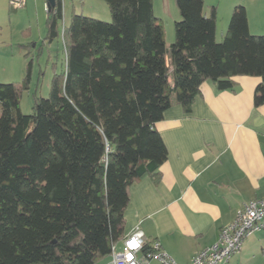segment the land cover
Here are the masks:
<instances>
[{
	"label": "trees",
	"instance_id": "obj_1",
	"mask_svg": "<svg viewBox=\"0 0 264 264\" xmlns=\"http://www.w3.org/2000/svg\"><path fill=\"white\" fill-rule=\"evenodd\" d=\"M105 1L111 21L73 14L62 27L63 0L48 6L45 39L63 37L65 66L32 114L20 107L32 52L22 81L0 82V264L111 255L129 187L159 178L167 159L156 123L174 104L189 113L203 82L233 90L236 76L260 77L254 102L264 104V33H251L244 4L218 41L216 6L208 15L205 0H176L181 18L167 49L154 0ZM151 250L145 243L142 253Z\"/></svg>",
	"mask_w": 264,
	"mask_h": 264
},
{
	"label": "crops",
	"instance_id": "obj_2",
	"mask_svg": "<svg viewBox=\"0 0 264 264\" xmlns=\"http://www.w3.org/2000/svg\"><path fill=\"white\" fill-rule=\"evenodd\" d=\"M32 1L48 10V0H26V9ZM238 3L245 4L251 33L263 34L264 0L210 4L217 10L223 7L229 22ZM44 28L38 39L0 44V82L24 78L27 61L22 46L44 47L46 23ZM35 66L34 61L33 70ZM235 81L233 90L221 91L212 82H203L189 113L181 104L166 110L156 123L168 150L159 178L146 176L129 187L124 237L140 225L145 242H158L178 264H191L200 250L218 241L221 228L234 220L244 204L264 196V104L254 102L261 78L239 75ZM110 259L111 255L94 264H107ZM148 264L162 263L151 259ZM225 264H264V230L247 237Z\"/></svg>",
	"mask_w": 264,
	"mask_h": 264
},
{
	"label": "rangeland",
	"instance_id": "obj_3",
	"mask_svg": "<svg viewBox=\"0 0 264 264\" xmlns=\"http://www.w3.org/2000/svg\"><path fill=\"white\" fill-rule=\"evenodd\" d=\"M213 1L217 0H205V13L208 15L211 13L212 6L210 3ZM63 10L64 18L60 21L61 27L63 23L69 25L73 14H83L105 21L112 20L109 5L105 0H63ZM154 13L164 26L166 46L169 49L175 40V21L181 18L176 0H154ZM226 17L227 13H225L223 7L219 8L217 10V39L219 41L223 39L224 34L222 33L226 30L227 23H229ZM46 19L47 8L45 6L43 9L42 3L37 6L36 2L32 1L28 9L25 6L15 9L11 7L9 0H0V27H2L0 44L10 46V41L19 43L18 41H23L22 39L25 38L34 37L38 39L39 33L43 31ZM43 20L45 23H43ZM44 31H46V28H44ZM40 41L42 42V40ZM17 46L15 47L16 51L18 50ZM32 48L31 45L22 47V57L24 56L26 61L29 59L25 56V53L31 51ZM33 50L35 52L31 54L34 55L36 63L33 70L34 75L29 87L23 90L20 102L21 111L24 114L34 112L36 99L49 96L54 73L56 71L61 72L65 66L66 54L62 36L51 43L47 40L44 47L40 44ZM22 79L17 81H22Z\"/></svg>",
	"mask_w": 264,
	"mask_h": 264
},
{
	"label": "built area",
	"instance_id": "obj_4",
	"mask_svg": "<svg viewBox=\"0 0 264 264\" xmlns=\"http://www.w3.org/2000/svg\"><path fill=\"white\" fill-rule=\"evenodd\" d=\"M11 7L17 9L25 6L26 0H9ZM264 230V196L250 200L244 204L234 220L224 225L218 241L200 250L191 264H225L237 253L244 240ZM145 236L137 225L133 232L123 240L121 248L112 246L111 259L107 264H148L151 259H158L162 264H178L169 254L161 250L160 244H152V250L142 254Z\"/></svg>",
	"mask_w": 264,
	"mask_h": 264
},
{
	"label": "water",
	"instance_id": "obj_5",
	"mask_svg": "<svg viewBox=\"0 0 264 264\" xmlns=\"http://www.w3.org/2000/svg\"><path fill=\"white\" fill-rule=\"evenodd\" d=\"M56 3V0H48V6H54Z\"/></svg>",
	"mask_w": 264,
	"mask_h": 264
}]
</instances>
